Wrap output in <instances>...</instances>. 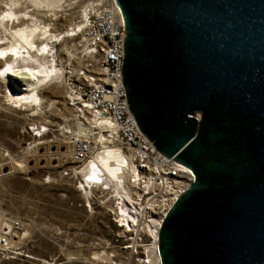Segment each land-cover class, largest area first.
Here are the masks:
<instances>
[{
	"label": "water",
	"instance_id": "water-1",
	"mask_svg": "<svg viewBox=\"0 0 264 264\" xmlns=\"http://www.w3.org/2000/svg\"><path fill=\"white\" fill-rule=\"evenodd\" d=\"M117 1L134 122L195 174L163 264H264V0Z\"/></svg>",
	"mask_w": 264,
	"mask_h": 264
},
{
	"label": "built area",
	"instance_id": "built-area-1",
	"mask_svg": "<svg viewBox=\"0 0 264 264\" xmlns=\"http://www.w3.org/2000/svg\"><path fill=\"white\" fill-rule=\"evenodd\" d=\"M85 13L79 22V50L71 57L72 67L61 83L63 104L75 113L74 121L80 126L66 131L70 165L62 173L75 181L87 207L90 201L105 207L116 242L115 249L105 254L111 264H127L128 259L153 264L155 235L179 198L195 183V174L176 154L161 152L134 122L122 80L124 22L119 4L92 0ZM51 99L52 107L58 109V97ZM92 117L107 120L108 129L91 122ZM28 132L40 137L49 132V126L31 124ZM103 146L119 149L128 159L129 175L118 187L120 194L112 182L83 179L84 165ZM123 205L125 214L120 210ZM19 233L22 235V222L8 220L0 211L1 257L22 254L21 247L13 243ZM109 243L106 240V246Z\"/></svg>",
	"mask_w": 264,
	"mask_h": 264
},
{
	"label": "rangeland",
	"instance_id": "rangeland-1",
	"mask_svg": "<svg viewBox=\"0 0 264 264\" xmlns=\"http://www.w3.org/2000/svg\"><path fill=\"white\" fill-rule=\"evenodd\" d=\"M90 1L55 0L49 5L44 0H0V19L14 4L12 8L22 17H5L9 27L36 21L41 26L50 24L59 35L52 41L56 52L52 54L58 66L66 67L82 39L80 28L70 29L85 18ZM6 35L10 36L0 26V37ZM56 83L44 85L42 94L44 101L58 97V109L52 105L41 109L9 103L6 83L0 78V211L6 219L22 222V235L13 241L22 254L0 256V264H111L105 254L115 249L116 242L105 207L99 201H90L87 207L75 181L62 173L70 165L66 131L80 126L74 121L75 113L64 106L63 89ZM31 124L49 126V132L32 136L28 132ZM106 240L110 242L107 246ZM128 260L127 264H136Z\"/></svg>",
	"mask_w": 264,
	"mask_h": 264
},
{
	"label": "bare ground",
	"instance_id": "bare-ground-1",
	"mask_svg": "<svg viewBox=\"0 0 264 264\" xmlns=\"http://www.w3.org/2000/svg\"><path fill=\"white\" fill-rule=\"evenodd\" d=\"M41 1L43 2V0ZM44 1H47L49 5H54L56 3L55 0ZM113 2L118 6L117 0H113ZM12 7L8 8L6 11L4 10L5 14H3V17L0 19V26L10 35L9 37H7V35L2 38L0 37V78L2 77L6 83L8 93L7 100L9 103H14L16 105H36L43 109L51 105L48 104L50 99L47 98V100L44 101L45 96L42 94V90L46 88L44 85L47 83L51 84V82H57L61 85L66 67V72L72 67L70 63L71 57H68L69 61L66 67L58 66L56 57L52 54V51L54 54L56 53L52 41L57 40L56 38L59 35L53 31L52 27H49L50 24H43L41 26V23L38 24L36 23L38 21H36L32 25L25 24L20 26L21 23H16L15 26L9 27V25L6 24V18L9 17L11 19L14 16L15 18L17 16L19 17L17 10ZM27 18L28 17H26V19ZM40 20L39 22H41ZM80 24L81 23L75 24V27L70 30L80 28ZM3 38L6 39V41H2ZM40 38H42V41L38 42ZM50 56L51 58H49ZM97 119L96 117L94 119L92 117L91 122H95L99 126L104 125L108 129L109 123L107 120L102 119V121H98ZM36 129L40 131L39 127H36ZM17 165L16 163V166ZM81 172L86 182H101V180H103L104 183L112 182L120 194L118 187L123 184L129 175V163L127 157L119 149L113 146H103L102 149L84 165ZM120 210L125 214L126 205L121 206ZM161 224L162 223L159 225L161 226ZM159 235L160 232L155 235L157 243L153 245L152 248L153 254L150 260L153 261V264H163L159 247L160 242H158L160 238Z\"/></svg>",
	"mask_w": 264,
	"mask_h": 264
},
{
	"label": "flooded vegetation",
	"instance_id": "flooded-vegetation-1",
	"mask_svg": "<svg viewBox=\"0 0 264 264\" xmlns=\"http://www.w3.org/2000/svg\"><path fill=\"white\" fill-rule=\"evenodd\" d=\"M208 164H209V162H208ZM197 172H198V170H197ZM200 180H201V178H200V176L198 175L197 176V181H196V185H195V187H194V189L196 188V186H199L198 184L200 183ZM198 188V187H197ZM196 188V189H197ZM199 193V192H198Z\"/></svg>",
	"mask_w": 264,
	"mask_h": 264
}]
</instances>
